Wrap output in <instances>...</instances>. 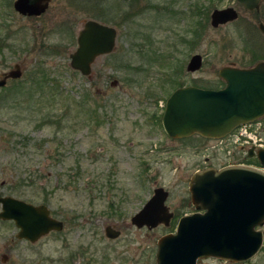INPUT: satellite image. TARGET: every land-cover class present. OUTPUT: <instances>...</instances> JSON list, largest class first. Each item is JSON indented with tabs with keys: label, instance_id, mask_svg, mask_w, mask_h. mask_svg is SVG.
<instances>
[{
	"label": "rangeland",
	"instance_id": "obj_1",
	"mask_svg": "<svg viewBox=\"0 0 264 264\" xmlns=\"http://www.w3.org/2000/svg\"><path fill=\"white\" fill-rule=\"evenodd\" d=\"M80 1L63 10L58 0L53 25L25 19L0 1V40L10 43L0 54V72L15 64L25 69L15 83L22 91L0 90V193L13 187L18 198L50 206L65 225L35 244L18 239L12 222L0 221V264L2 255L10 257L7 264H78L80 258L83 264H152L159 238L196 211L192 175L245 156L244 139L172 138L162 116L176 88H222V67L249 68L264 60L258 27L264 3L250 12L235 0ZM228 6L238 19L213 27L212 11ZM69 13L71 23L64 25ZM90 18L118 33L115 51L99 56L86 76L71 68L70 54ZM196 53L203 67L190 72ZM32 76L38 83H30ZM160 187L169 192L171 225L135 227L131 218ZM108 225L122 235L107 238ZM198 264H264V245L247 262L207 258Z\"/></svg>",
	"mask_w": 264,
	"mask_h": 264
},
{
	"label": "water",
	"instance_id": "obj_2",
	"mask_svg": "<svg viewBox=\"0 0 264 264\" xmlns=\"http://www.w3.org/2000/svg\"><path fill=\"white\" fill-rule=\"evenodd\" d=\"M236 1L248 10L258 11L262 3V0ZM22 2L16 3L17 9L26 13L30 9L23 7ZM238 17V11L232 6L216 8L211 13V25L217 28ZM259 27L264 31V24ZM117 33L115 27L86 21L77 37V49L70 54L71 67L91 76L95 60L115 50ZM202 66L203 56L195 54L187 70L196 72ZM20 74L17 64L7 76ZM219 76L226 82L223 88L187 85L172 92L162 117V125L170 137L197 134L221 138L264 115V61L250 68L225 66L219 70ZM5 83L6 79L0 80V85ZM257 155L264 165V150H259ZM189 191L196 212L181 217L176 232L160 238L155 264H198L207 258L242 263L258 254L264 244L262 169L247 165L208 167L192 175ZM168 197L167 190L156 188L142 209L133 215L132 224L151 229L169 226L174 214L166 203ZM0 203V218L15 221L20 239L35 242L43 234L63 227L44 205L35 206L12 197H0ZM118 234L111 226L107 228L109 237L115 238Z\"/></svg>",
	"mask_w": 264,
	"mask_h": 264
},
{
	"label": "flooded vegetation",
	"instance_id": "obj_3",
	"mask_svg": "<svg viewBox=\"0 0 264 264\" xmlns=\"http://www.w3.org/2000/svg\"><path fill=\"white\" fill-rule=\"evenodd\" d=\"M1 1V0H0ZM3 1V7H8V8H13L14 10H15V12H17L21 17H23V18H25V19H29V20H31V21H39L38 22V24H47V25H53V23H55L56 21H57V19H58V16H59V14H58V12H57V6L56 5H54L58 0H23V2L21 3V5L23 6V7H26V8H28V12H26V13H23V12H21L20 10H18L17 9V6H16V3L19 1V0H2ZM75 1L76 0H63V3H65L64 4V6H62L64 9L63 10H68V9H71V8H73L74 7V5H75ZM123 1H126V2H130V5L132 6V5H137V0H123ZM236 1V0H235ZM78 2H82V1H80V0H77V2L76 3H78ZM238 3V2H237ZM264 3V0H262V3H261V5H260V9H259V11L261 10V7H262V4ZM89 4H91V3H89ZM239 4V3H238ZM240 5V4H239ZM29 6V7H28ZM199 5H197V7H198ZM241 6V5H240ZM243 7V6H242ZM164 8H166V7H164ZM200 8V7H199ZM199 8H198V10H199ZM244 8V7H243ZM244 9H246V8H244ZM247 11H250V12H259L258 10H248V9H246ZM71 15H70V13L67 15V18L66 19H64V20H62V21H65L63 24L64 25H66V24H70L71 22ZM60 20V19H59ZM59 20H58V22H59ZM88 20H95V21H98V22H100V23H103V24H106V25H109V24H107V23H105V22H102V21H100V20H97V19H86V20H84V22H83V27H84V25H85V23H86V21H88ZM264 24V22L262 21V20H260V22H259V25L260 24ZM58 24V23H57ZM63 24H61V25H63ZM259 25H258V27H259ZM109 26H112V25H109ZM82 27V28H83ZM113 27V26H112ZM81 28V29H82ZM116 28V27H115ZM80 29V30H81ZM117 29V28H116ZM259 29H260V31L262 32V33H264V31L259 27ZM80 30L78 31V34H79V32H80ZM118 31V30H117ZM77 37H78V35H77ZM9 42H7V38H5V39H3V40H0V54L1 53H4V49L5 48H8L9 47ZM116 48V47H115ZM115 51V50H114ZM196 54H199V53H196ZM195 55V54H194ZM193 56V55H192ZM191 59V58H190ZM96 61V60H95ZM203 61H204V57H203ZM262 61H264V60H262ZM259 62H261V61H259ZM17 64H15L12 68H10L9 70H5V71H1L0 72V80H2V79H6V83L4 84V85H0V90H1V92L2 93H4V92H7V91H9L10 89H13V90H15L16 92H20V91H22V89L24 88L22 85H16L15 83L17 82V81H19L20 79H22L23 77H24V74H25V69L23 68V66L22 65H20V64H18L19 66H20V71H21V74L18 76V77H12V76H7L8 74H9V72L11 71V70H13L14 68H15V66H16ZM188 66V65H187ZM232 67H236V66H232ZM239 68H241V67H239ZM250 68V67H249ZM38 71H35L34 72V74L35 73H37ZM38 75V74H37ZM36 75V76H37ZM36 76H32L31 78H30V83H38V82H35L36 81ZM38 81V80H37ZM42 82V81H41ZM13 84H15L13 87H11L10 85H13ZM42 85V84H41ZM10 86V87H9ZM23 87V88H22ZM221 88V87H220ZM2 93H0V94H2ZM2 97H4V96H1L0 95V99L2 98ZM259 124H260V129H259V131H258V135H259V137H260V140H259V142H257V143H255V144H253L251 147H247V149H246V145H243L242 147H240V149L242 148L243 150V152L245 153V156H244V159H242V160H240V161H238V162H235V163H231V164H229V165H247V166H253V167H257V168H262V169H264V165L261 163V161L259 160V158H258V152H259V150H264V115H262L259 119H258V121H257ZM206 140H208L209 141V139H207L206 138ZM262 142V143H261ZM6 181H4L3 182V184L2 185H5L4 183H5ZM190 183V182H189ZM14 188L13 187H10L9 188V190H5V192H3V193H0V197H12V198H15V199H19V200H22V199H20V198H18L17 196H15V194H14ZM23 201H25V200H23ZM25 202H27V203H31V204H33V205H35V206H41V205H44V206H46L47 208H48V210H49V214H50V216L52 217V218H54V219H56V220H58V221H61L62 223H63V227H62V229H60V230H57V229H53V230H51V231H49L48 233H46V234H43L42 236H40L39 238H38V240L37 241H35V242H31V241H29V240H27V239H20V238H18V233H19V228L16 226V223H15V221L14 220H4V219H2V218H0V221H5V222H12L16 227H17V229H18V232H17V234H16V237L18 238V239H20V240H25L26 242H29V243H35V244H42V240H44V239H46V238H48L49 236H51V235H54V234H56V233H58V232H62L63 230H64V222L61 220V219H59L54 213H53V211H52V209L50 208V206H48V205H46V204H43V203H40V204H34V203H32V202H28V201H25ZM192 202V201H191ZM195 207V206H194ZM171 210V209H170ZM195 210H196V208H195ZM0 211H2V204L0 203ZM172 211V210H171ZM173 212V211H172ZM196 212V211H195ZM194 213V212H193ZM173 214H174V218H175V213L173 212ZM192 214V213H191ZM189 215V214H188ZM183 217V216H182ZM174 218H173V220H174ZM172 220V221H173ZM172 221H171V223H172ZM179 221V220H178ZM134 225V224H133ZM171 225V224H170ZM169 225V226H170ZM110 225H108V226H106L105 227V236L107 237V238H110V239H116V238H119L121 235H122V231L120 230V229H117L116 227H114V226H112V228L114 229V230H116L119 234L117 235V237H115V238H111V237H109L108 235H107V228L109 227ZM135 227H137V228H139L138 226H136V225H134ZM164 226V225H163ZM169 226H166V227H169ZM160 227H162V225H160V226H158V227H156V228H149V227H147V226H144V227H142V228H146L147 230H150V231H153V230H155V229H157V228H160ZM142 228H139V229H142ZM176 229H177V227H176ZM175 232H176V230H175ZM175 232H170V233H167V234H171V233H175ZM167 234H165V235H167ZM165 235H163V236H165ZM163 236H161V237H163ZM160 237V238H161ZM160 238H159V240H160ZM159 240H158V242H159ZM157 246H158V243H157ZM157 252H158V248H157ZM79 255V254H78ZM5 255H2L1 256V261H2V263H4V264H7V262L9 261V258L10 257H8L7 255L4 257ZM156 256H157V253H156ZM78 257H80V255L78 256ZM79 262H78V264H83L82 263V261H81V258L78 260ZM156 261H157V257H156V259H155V261L152 263V264H155L156 263ZM84 264H90V262L89 261H87V263H84Z\"/></svg>",
	"mask_w": 264,
	"mask_h": 264
},
{
	"label": "built area",
	"instance_id": "obj_4",
	"mask_svg": "<svg viewBox=\"0 0 264 264\" xmlns=\"http://www.w3.org/2000/svg\"><path fill=\"white\" fill-rule=\"evenodd\" d=\"M259 129H260V124L259 123L245 125V126L241 127L239 129V131L236 132L232 137L227 138V139L234 138L235 139V143H237V141L239 142L240 140L245 138L246 139L245 141L247 143H250L252 141L254 143H257L260 140V137L258 135ZM224 141H225V139H221L220 143H223Z\"/></svg>",
	"mask_w": 264,
	"mask_h": 264
},
{
	"label": "trees",
	"instance_id": "obj_5",
	"mask_svg": "<svg viewBox=\"0 0 264 264\" xmlns=\"http://www.w3.org/2000/svg\"><path fill=\"white\" fill-rule=\"evenodd\" d=\"M210 2L213 4L214 0H210ZM207 18H208V14H207ZM213 88H218L219 86H212Z\"/></svg>",
	"mask_w": 264,
	"mask_h": 264
}]
</instances>
